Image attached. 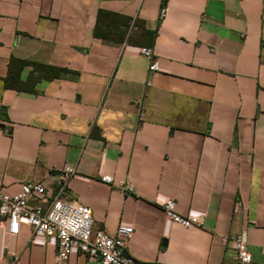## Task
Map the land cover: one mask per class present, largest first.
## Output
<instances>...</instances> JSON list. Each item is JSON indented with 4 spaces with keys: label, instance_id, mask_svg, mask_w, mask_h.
<instances>
[{
    "label": "crops",
    "instance_id": "obj_1",
    "mask_svg": "<svg viewBox=\"0 0 264 264\" xmlns=\"http://www.w3.org/2000/svg\"><path fill=\"white\" fill-rule=\"evenodd\" d=\"M100 10L130 20L124 39L94 36ZM31 182L46 200L30 205L63 197L90 208L94 229L131 226L141 264H238L239 233L263 264L264 0H0V191ZM166 199L202 223L172 222ZM56 252L55 238L0 219V264ZM67 264L100 263L73 249Z\"/></svg>",
    "mask_w": 264,
    "mask_h": 264
},
{
    "label": "built area",
    "instance_id": "obj_2",
    "mask_svg": "<svg viewBox=\"0 0 264 264\" xmlns=\"http://www.w3.org/2000/svg\"><path fill=\"white\" fill-rule=\"evenodd\" d=\"M167 11L166 6L162 7L160 18H163ZM140 53L150 58L148 70L156 71L158 61L152 58L151 48L141 47ZM74 171L72 166L65 165L59 178L65 182ZM101 180L106 183L112 182L108 175H103ZM121 189L129 191L130 187L123 184ZM30 199L46 200L41 183H24L15 194L0 191V219L7 222L9 234H17L23 220L30 226L32 236L55 238L57 241L55 264H67L73 249H78L100 264H141L126 252V241L133 232L131 226L119 224L114 234L110 235L103 230L94 229V220L88 206L63 197L53 199L46 206L30 205ZM161 206L166 217L174 223L184 227L202 223V215L181 216L178 214L175 211L173 199H166ZM231 246L236 251L238 264L252 263V256L243 233L231 238Z\"/></svg>",
    "mask_w": 264,
    "mask_h": 264
},
{
    "label": "trees",
    "instance_id": "obj_3",
    "mask_svg": "<svg viewBox=\"0 0 264 264\" xmlns=\"http://www.w3.org/2000/svg\"><path fill=\"white\" fill-rule=\"evenodd\" d=\"M129 23H130L129 19H124V18L116 19L112 13L108 11L100 10L96 18V24L94 27V36L99 37L104 41H108V42L122 40L126 35L127 29L129 27ZM122 26L124 28H121ZM142 33L144 35L148 34L151 36L154 34V32H147L145 30H143ZM128 41L134 42L133 37L131 35L128 36ZM151 44L152 42L149 45L151 46ZM27 63H31L34 66V68H37L39 70H45L46 74L49 73L48 77L59 76L61 74H66V73H71V74L74 73L66 68H59V67L39 64L35 62H28L25 60L19 61V69H21L22 66ZM14 78L16 77L7 79L6 86L18 88V86L14 85L13 83Z\"/></svg>",
    "mask_w": 264,
    "mask_h": 264
}]
</instances>
